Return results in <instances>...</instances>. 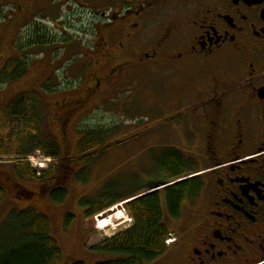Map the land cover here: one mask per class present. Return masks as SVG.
I'll list each match as a JSON object with an SVG mask.
<instances>
[{"label": "flooded vegetation", "instance_id": "1", "mask_svg": "<svg viewBox=\"0 0 264 264\" xmlns=\"http://www.w3.org/2000/svg\"><path fill=\"white\" fill-rule=\"evenodd\" d=\"M39 2L29 15L41 7L54 16L53 3ZM68 6L90 11L93 27L77 36L92 46L79 83L85 94L57 104L61 137L79 111L105 87L124 85L135 67L164 61L191 81L154 105L157 136L171 138L167 150L199 159L185 153V180L171 186L186 185L173 218L178 232L170 231L174 244L153 264H264V0H62V10ZM115 39L118 52L109 50ZM129 50L138 57L125 63ZM103 55L112 64L102 76ZM193 172L202 174L191 179ZM171 187L159 193L167 197Z\"/></svg>", "mask_w": 264, "mask_h": 264}, {"label": "rangeland", "instance_id": "2", "mask_svg": "<svg viewBox=\"0 0 264 264\" xmlns=\"http://www.w3.org/2000/svg\"><path fill=\"white\" fill-rule=\"evenodd\" d=\"M45 2V0H40L39 3L43 4ZM52 2L55 7H58L57 14L54 17L48 13L45 14L41 7L29 15L28 9L32 6L33 0H0V74L6 63L14 58L15 54L24 55V51L20 52L17 49L22 47V44L19 43L20 39L29 34L31 29V23H28V20L35 17V19H41L40 21L46 19L45 22L42 21V26L47 28V35L50 33L56 37L53 38V40H56L55 44H48L49 46L34 49L28 53H35L31 54L35 56V59L29 62L28 72L23 78L0 87V150L16 152L15 155L4 152L2 153L3 156H0V181H3L4 187L7 186L12 192L10 194V191L6 190L7 198L0 203V223L5 222L12 212L34 208L51 221L52 237L57 241L62 251V264L77 262L96 264L108 258L90 251L109 240L110 237L107 236L122 233L129 227V223L126 226L121 222H118L115 228L106 227L105 223L109 216L116 213L114 219H119L121 215L118 212L123 211L132 220L128 213L129 203L136 198H142L151 190L144 188L145 181L168 176L164 175L163 177V173L155 172L157 164L159 166L160 162L173 152L167 150L173 146L169 145L171 138L162 137L159 139L156 134V121L159 120V115L154 105L159 100L168 101L172 99L170 95L177 85L185 86L191 81L186 75L173 72V68L164 61L142 65L140 66L141 69L135 67L128 73L132 75V78L124 81V85H120L116 89L112 86L105 87L104 92L95 97L94 101L84 110L85 112L79 111L67 124L64 131L65 137L63 134L61 137L56 121V116L59 114V108L56 104L61 100H75L85 94V90H82L84 80H81L80 85L79 79L83 76V69L89 61V58H85L84 54L87 53L86 50H90L92 43H89V40L84 36L76 35L77 22L81 20V17L78 16L81 13L77 8L68 6L62 12V0H52ZM19 7L23 8L24 11L21 12ZM55 7L51 8L53 13ZM72 10L75 12H71ZM83 13L89 15L90 11H84ZM69 20L75 21L72 31L73 37H78L75 41L76 44L71 42L62 44L63 37L68 39L65 34H62V30L65 28V23L70 22ZM82 20H85V18ZM87 23L93 27L92 23ZM120 40L115 39L114 43H111L112 49L109 48V50L118 52ZM93 45H95V42H93ZM127 45L125 43V46ZM152 46V44L149 45V47ZM76 51L78 53L74 54L73 52ZM129 51H132V53L129 52L127 58L122 59V61H126L125 63L134 62L138 57H136L133 50ZM102 53L100 52V54ZM115 55L117 57V53ZM103 56L105 59L102 60L98 70L102 76L105 72H109L108 69L112 64V60L105 55ZM49 68L51 70H48ZM64 70L65 75H63ZM66 75L73 81L67 80L65 82ZM50 79L53 81H49ZM43 83H45V88L48 89L47 92L45 90L40 91ZM75 84H77V88L73 90ZM160 88L162 89V95ZM32 90L38 95L35 96ZM16 94L19 95L17 96L19 98L23 95L25 98H22L23 109L14 112L15 107L10 106ZM7 105L10 106L6 107ZM99 108L100 112L93 114ZM87 112L90 114L86 115ZM84 113L85 115L82 117ZM62 118L65 119L64 113ZM86 121H89L97 129H103L101 130L103 132V143L108 144L100 154L101 157L99 156L98 161L92 159L88 160V163L84 162L83 156L78 155L76 148L79 138L78 127ZM64 122L65 120L62 121V125ZM44 139L49 147L53 143L58 145L57 147L60 149L58 158L54 159L46 155L41 148L33 149L35 146H40L35 141ZM118 141L121 143L117 144ZM32 145L33 147H31ZM103 147L105 146L94 150L95 153L101 151ZM17 150L19 151L17 152ZM45 150L53 151V148L45 147ZM28 151L31 152L26 154ZM182 152L195 160L199 159L194 151ZM90 154H93V152ZM21 162H27L33 168L46 171V179L50 181L48 183L42 182L40 180V178L43 179L41 176L33 182L18 181L27 192L32 193H28L30 195L23 200L20 199L21 196L17 193L20 190L16 188L13 181L9 180L15 178L14 164ZM73 167L77 171L75 178H72L74 171H69V168L73 169ZM153 173L155 175H152ZM201 174L202 172L196 174L193 172L189 178ZM173 179L169 177L164 182L172 183ZM183 179L182 177L179 181ZM8 180L13 184H7L5 181ZM142 180L144 181L140 185ZM134 184H136L135 191L132 192H136L138 188L141 189V192H136V195L131 194L115 207L97 217L86 218L87 212L82 203L109 189L120 196L125 192H130V189L134 188ZM61 187L67 191V199L62 204L49 201L48 193L51 191L56 195ZM115 189L118 190L115 191ZM162 198H164V194H162ZM29 199L32 200L27 203L26 201ZM92 205L94 206V202ZM187 208L188 205H184L181 216H185ZM68 217L70 218L69 221H67ZM165 218L169 231L178 232L177 223L166 211ZM103 222L104 225H102ZM119 226H122V228L120 232H117Z\"/></svg>", "mask_w": 264, "mask_h": 264}, {"label": "trees", "instance_id": "3", "mask_svg": "<svg viewBox=\"0 0 264 264\" xmlns=\"http://www.w3.org/2000/svg\"><path fill=\"white\" fill-rule=\"evenodd\" d=\"M45 1L47 4L53 3L52 0ZM53 7L55 6L53 5ZM55 8L54 14H57L58 7ZM44 30L40 27L32 28L29 34L20 39L19 43L22 44V47L17 50H20V52L24 51V55L15 54V56H13L14 58L6 63L0 74V87L9 85L27 74L29 62L35 59V56H32L35 53L32 52L33 54H28L31 50L41 49L45 46H49L48 44L56 43V40L48 38ZM48 70H51V68ZM49 81L53 80L50 79ZM44 84L45 83L42 84L40 91L45 90L47 92L48 89L45 88ZM40 91L37 90L38 93H40ZM23 92L27 93L28 91ZM32 92L35 96L38 95L35 91L32 90ZM17 96L19 95L16 94L14 96L11 106L9 105L10 107H15L14 112L23 107L22 98H25L24 95L20 98ZM9 106L7 105L6 107ZM78 131V155L83 156L82 159L84 162L98 159L103 149L97 151V153H95L94 150L100 149L104 144L102 138L103 132L95 128L89 121H86L82 125L80 124ZM35 142L40 144V146H35L33 148L34 150L36 148H41L46 155L54 159L58 158V154H60V149L57 147L58 145L53 143L49 147L45 139ZM31 147H33V145ZM45 147L53 148V151L45 150ZM12 149H14V147H12ZM18 151L19 150H17V152ZM4 152L11 153L12 155L16 153H14V151L0 150V156H3L2 153ZM30 152L31 151H28L26 154ZM92 152L93 154H90ZM183 159L185 158L181 153L172 152L170 156L160 162L158 167L173 178H179L184 175L185 162ZM13 170L15 178H10L9 180L13 181L16 188L20 190L17 192L21 196L20 199H27L30 195L28 193L31 192H27L24 186L18 181L26 183L38 180L37 172L32 169L28 163L14 164ZM49 175L50 173L48 177ZM75 175L76 174H74L72 178H75ZM46 176L47 172L41 174L43 179L40 178V180L44 183L50 182L47 181L48 179H46ZM9 180L5 182H7V184H13L9 182ZM133 186L134 188L130 189V192L135 189L136 184ZM185 187L186 185L171 187L166 191L167 197L164 196V199L159 193H154L129 203L128 212L134 219L133 227L92 249L90 252L104 255L108 258L96 264H153L161 258L168 250L165 245V240L170 233L165 222L164 206L165 208L167 207L170 216L176 218L179 214ZM63 189L64 188L61 187L58 191L59 193L56 195L50 191L48 193V200L55 204H62L67 199L68 195L67 191ZM118 189H115V191ZM139 189L140 188L136 191L137 193L141 192V189ZM6 190L8 192L10 191L7 186L4 187L3 181H0V203L7 198ZM130 192H128L129 194L125 192L117 196V193L109 189L106 192H100V194L93 196V198L91 197L89 201L82 203V206L87 212L86 218H94L104 210L119 204L124 198L131 194L136 195V192ZM9 193L12 194L11 191ZM17 193L15 194L18 195ZM31 200L29 199L26 202L29 203ZM93 202L94 206L92 205ZM115 214L116 213L109 216L105 223L106 227L115 228L118 222L124 225L129 223L123 211L118 212V214L121 215L119 219H114ZM69 220L70 218L68 217L67 221ZM102 225H104V222ZM0 264H62V251L57 241L52 237L51 221L49 218L36 211L34 208H28L22 209L20 212H12L5 222L0 223ZM73 264L84 263L77 262Z\"/></svg>", "mask_w": 264, "mask_h": 264}, {"label": "bare ground", "instance_id": "4", "mask_svg": "<svg viewBox=\"0 0 264 264\" xmlns=\"http://www.w3.org/2000/svg\"><path fill=\"white\" fill-rule=\"evenodd\" d=\"M126 218H127V220H128V216H126ZM128 222H130L129 220H128ZM122 228V226H119L117 229H118V231L117 232H120V229ZM102 232H104V231H102ZM114 236V235H113ZM113 236H107V237H113Z\"/></svg>", "mask_w": 264, "mask_h": 264}]
</instances>
